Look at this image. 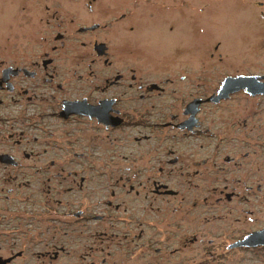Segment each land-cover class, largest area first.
Masks as SVG:
<instances>
[{"label": "flooded vegetation", "instance_id": "flooded-vegetation-1", "mask_svg": "<svg viewBox=\"0 0 264 264\" xmlns=\"http://www.w3.org/2000/svg\"><path fill=\"white\" fill-rule=\"evenodd\" d=\"M223 17L238 23L236 60L230 39L213 36ZM0 21L35 52L0 58V240L22 243L37 218L102 227L81 258H109L114 238L124 256H171L218 238L202 231L215 208L251 194L264 203L262 177H248L260 171L247 164L257 149L234 148L264 147V0H0ZM226 78L246 87L224 92ZM239 95L243 108L228 113ZM112 176L108 193L90 183ZM251 247L264 244L231 248ZM69 253L60 243L35 256L52 264Z\"/></svg>", "mask_w": 264, "mask_h": 264}, {"label": "rangeland", "instance_id": "rangeland-1", "mask_svg": "<svg viewBox=\"0 0 264 264\" xmlns=\"http://www.w3.org/2000/svg\"><path fill=\"white\" fill-rule=\"evenodd\" d=\"M236 27H238L236 21L231 20L228 17H223L219 20V28L215 34H213L215 38H218L223 42L225 47L227 46L229 39L230 42L235 45L232 57L234 60H236L235 53L241 46V42L238 38H233L232 33L236 34ZM205 34L206 31H203V42L205 48H208L211 45L210 41L212 34L207 36H205ZM20 39V34L7 31L2 27L0 21V58L8 57L10 52V56L16 57L23 55L29 57L34 55V51L20 50L21 48L18 49L17 46L13 45L14 43L17 44ZM10 43L12 44L11 46L8 45ZM247 44L249 45L248 42ZM244 46L247 45L244 44ZM240 51H243V49L241 50L240 48ZM219 65L220 67L216 74L218 80L222 77L224 63ZM209 84L210 83L208 82V85ZM244 103L241 95H239L232 101L226 102L223 107H225V109L232 107L231 109H227V112L229 113L235 106L243 108ZM216 115L218 114L214 112V110L208 111L209 117H216ZM238 115H242V112ZM243 144L244 143H239L235 146V151H245L250 150L251 148L257 149L256 156L248 159L250 162H247V164L250 166L249 168L251 171L255 170L253 164H256L257 166L260 165V171L258 172L256 170V172H252L248 177L252 183H255L256 179L254 178L261 176L262 188L264 191V147H254L250 142ZM84 166L85 164H68L67 167L78 171ZM234 174L238 176L246 175L243 170L242 172L236 171ZM44 176L45 175L40 174L38 177L40 178ZM77 176H79V174ZM33 177L34 176H31L30 178ZM37 179L38 178H34V180ZM90 180L94 189L104 188L106 193H108L112 188L109 186L108 182H113L114 178L112 176L107 179L90 178ZM95 180H101L102 184L99 186L93 184L92 181ZM91 184H88V186L91 187ZM114 190H116V188H114ZM247 197L248 201L246 202H233L229 204V206L226 207L229 208V212L225 211L222 207L215 208L214 213L219 217L216 218L211 225L203 226L202 231L204 235H215L218 236V238H201L200 242L187 246L183 249L182 253L177 255L166 256L163 254H153L151 256L150 254H146V256H124L121 249L115 245L117 238H114L112 239L113 242L110 243L109 258H106L104 253L98 251L94 252L90 258H81V255L88 252L89 247L94 248L100 245L101 238H91L87 235L92 234L95 229H102V227H81L76 223L71 226L58 223H49L46 225L45 220H39L37 218H34L33 221L30 220L32 225L27 224L25 234L21 235L22 243L12 244L7 240L1 239L0 253H8L10 250L15 251L22 247L24 249V255L18 260L17 264H47L46 261L37 258L35 253L49 248L52 244L59 245L62 243L68 248L70 253L66 256L59 257L57 260L53 261L52 264H88L90 261H92L93 264H101L102 258L106 259V264H264V247L228 248V245L236 238L242 237L244 234L264 226V203L262 202V198L255 197L253 194ZM248 210H251L252 212L247 213ZM27 223H29V221H27ZM209 226H211V228ZM105 228L107 233H109L111 231H116V228L118 227L111 228L109 223H106ZM65 231L73 235L75 238H63L62 235ZM77 235H82V237L76 238ZM53 236L56 238H52ZM172 240H174V238H170V241ZM206 251H210L211 254L209 255Z\"/></svg>", "mask_w": 264, "mask_h": 264}, {"label": "water", "instance_id": "water-1", "mask_svg": "<svg viewBox=\"0 0 264 264\" xmlns=\"http://www.w3.org/2000/svg\"><path fill=\"white\" fill-rule=\"evenodd\" d=\"M243 87H246L245 80L226 78L222 82L221 90L226 92V91L237 90ZM258 244H264V228L247 233L242 238V240L236 241L228 245V248L235 247L238 245L250 246V245H258ZM5 262L6 260H1L0 264H4Z\"/></svg>", "mask_w": 264, "mask_h": 264}]
</instances>
